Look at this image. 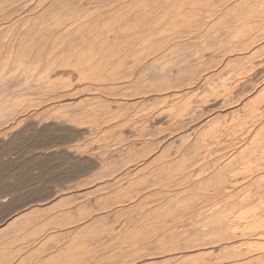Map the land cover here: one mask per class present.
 Here are the masks:
<instances>
[{"label":"bare ground","instance_id":"obj_1","mask_svg":"<svg viewBox=\"0 0 264 264\" xmlns=\"http://www.w3.org/2000/svg\"><path fill=\"white\" fill-rule=\"evenodd\" d=\"M187 211L188 260L264 264V0H0V264H87Z\"/></svg>","mask_w":264,"mask_h":264},{"label":"rangeland","instance_id":"obj_2","mask_svg":"<svg viewBox=\"0 0 264 264\" xmlns=\"http://www.w3.org/2000/svg\"><path fill=\"white\" fill-rule=\"evenodd\" d=\"M49 173H51V172H49ZM49 173H45L44 175L47 177ZM52 173H53V172H52ZM52 173H51V174H52ZM54 173H55V172H54ZM54 173H53V174H54ZM51 174H49V175H51ZM53 174H52V175H53ZM44 181H45V182H44ZM44 181H43V183H46V182L49 183L48 180H44ZM50 182H51V181H50ZM175 182H176V181H175ZM204 185H205V184H203V186H202L203 189H202V188L200 189L199 187H197V190H196V191H195L194 188H193V189H194L193 192H192V190H190V191H191L192 193H194V192L197 193V191L199 192V190H200V192H201V190H202V192H204V193H205V190H206V191L209 190L210 192H212V189H211V188H208V189H207V188L205 187V186H207V185H209V184H207V185H205V186H204ZM185 186H186V184H185ZM185 186H184V184H183V185H181V184L178 185V184L174 183V184H172V191L176 192V191H178L179 189L185 188ZM199 186H200V185H199ZM214 186H215V185H214ZM214 186H213V184H212V185H209L208 187H213V188H215ZM200 187H201V186H200ZM185 189H186V188H185ZM189 189H190V187H189V188L187 187V190H186L185 192L187 193V191H188ZM198 189H199V190H198ZM213 190H215V189H213ZM141 193H142V195H146V189H145V190H141ZM184 195H185V194H184ZM202 196H203V195H202ZM184 197H185V196H184ZM209 197H210V196H209ZM182 199H183V198H182ZM219 199H220V198H219ZM128 200H129V199H127V201H128ZM183 200H184V199H183ZM183 200L180 201L181 203L179 202L181 206H182V203L185 202V201H183ZM147 201H148V199H147ZM149 201H151V200H149ZM149 201H148V202H149ZM211 201H214V202H210L209 207H210L211 205L217 207V206H220V205L223 204V201H221V200L219 201V200L216 199V198H215L214 200H211ZM128 203H130V202H127V204H128ZM135 204H136V203H135ZM135 204L132 203L131 206H133V205H135ZM149 204H150V203H149ZM149 204H145L146 206L143 204L142 206H143V207H147V206H149ZM183 205H184V204H183ZM140 206H141V205H140ZM181 206H180V207H181ZM187 206H188V205H186V207H184V208L186 209ZM182 207H183V206H182ZM132 209H134V208H132ZM182 209H183V208H182ZM176 210H177V211L179 210V212H181L180 209L175 208V211H176ZM126 214H127V215H125V216H128V217H124V216H123V218H121V219L129 218V217H131V216H132L133 214H135V213H133V214L131 213V214H130L129 212H127ZM188 214H189V215H188ZM187 215H188V217L185 218V216H187ZM170 217H171V216H169V217L167 218L168 221L170 222V223H169L170 225L173 224L174 227H175V225H176V223H177V226H176V229H175V230H178V231H175V232L173 231V233H174L175 235L177 234V236L179 237L180 233L182 232V233H181V236H180L181 238H178V237H177L178 240H179L180 242H178V243H173L171 239H173V238H174V239H177V238H175V235L173 236V233H171V232L169 231V235L171 236V234H172V237H173V238L170 237V236L167 237V236H165L166 234H164V231L160 229V230H159L158 232H156V233H157V235H158V233H159L160 231H162L164 237L162 236V233H159V234H160L163 238H162L160 235L157 236L156 234H152V233H151V234H149L150 236L148 235V236L145 238V240H144L143 238H137V239H136V242H137V243L134 241L135 244H136V245H134V247H132V248L127 247V248H125L124 251H123L124 246L126 247V246H127V243H129L128 240H127V239H128V236H126V235L124 236L125 238H127V239H126L127 241L125 242L126 244L124 243V244H125V245H124V244H122V240L124 239V240H123V242H124V241H125V238H123V239L120 238V235H119V237H117V234L115 235L113 232H111V234H108V235H111V236L114 235V238H112L111 236H109V238H108V237H107L108 235L105 236V234H107V233H105V234H102V235H104V237L102 236V239L105 238V240H106V239L108 238V240H106V241L109 242V244H111V245L109 246V248H108L109 250L107 249V251H106V249H103V248H102V249H97V251H96V248H94L95 251L92 250V251H94V252H92V251H90V252H91V253H95V254L98 253V255H95V256H94V254H92L93 257H94V259L88 261L87 264H93L94 262H96L97 264H102V263L105 262V263L107 264L109 261H115L117 258H115V260H114V258H113L114 253H116V254H115V257H119V256L122 257V256H124V255H125V256H129V255L131 256V255H132L131 258H127V257H126V258H125L126 260H124V257H125V256L122 257V259L119 257V258H118L119 262H117L116 264H125V263H127V264H139V263H142V262H144L143 264H175V263H176V264H177V263H178V264H179V263L181 264L182 262H183V264H186V263H187L186 261L188 260V258H190V257L192 258V256H197V255H194V253H195V254H198V252L187 250L186 246H185L184 244L181 243V241H183L182 238L187 237V235H188L189 233L194 232L195 229H196V227H197V228H198V227L201 228L202 226H200V225H202V222H203L204 220H203L200 216H195V215L192 216L191 213L188 212V211H187L186 215L180 213V214H179V217H178V216L175 217V220H174V218H173V220L175 221L174 223H172L173 220H172V217H171V218H170ZM199 217L201 218V220H200ZM177 218H178V219H177ZM183 218H185V219H183ZM188 218H189V219H188ZM187 219H188V220H187ZM110 220H114V218H112V219H110ZM126 220H127V219H126ZM177 220H178V222H177ZM182 220H183V221H182ZM203 224H204V223H203ZM173 225H172V226H173ZM179 226H180V228H179ZM195 226H196V227H195ZM174 227H173V228H174ZM204 228L206 229L205 225H204V227H203V230H204ZM180 229H181V230H180ZM193 229H194V230H193ZM201 229H202V228H201ZM190 230H191V231H190ZM177 232H178V233H177ZM185 232H186V233H185ZM170 233H171V234H170ZM112 234H113V235H112ZM182 234H183L184 236H183ZM152 235H153V236H152ZM155 235H156V236H155ZM167 235H168V234H167ZM151 236H152V237H151ZM121 237H123V235H121ZM148 237H150L149 239L152 238V240H148V241H146V239H147ZM156 237L160 238L161 241H162V240L164 241V239H166L167 241L165 240L164 242L162 241L163 243H161V242H159L160 239L158 240ZM195 237H196V236H195ZM119 239H120V240H119ZM121 239H122V240H121ZM153 239H154V240H153ZM156 239H157V240H156ZM168 239H170V240H168ZM103 240H104V239H103ZM143 240H144V241H143ZM111 241L115 242V243H113V244H115V247H113V248H112V246H114V245L111 243ZM119 241H120L121 244L119 243ZM140 241H141L142 243H141ZM149 241L151 242V243H149L150 246L146 245V243L148 244ZM157 241H158V242H157ZM169 241H171V242H169ZM176 241H177V240H176ZM116 242H117L118 244H116ZM139 242H140V243H139ZM143 242H144V243H143ZM145 242H146V243H145ZM166 242H168V243H166ZM153 243H154V245H151V244H153ZM109 244H106V245L108 246ZM133 244H134V243H133ZM137 244H138V245H137ZM144 244H145V245H144ZM169 244H170V245H169ZM172 244H173V245H172ZM140 245H142V246L144 245L145 247L147 246L146 249H148V247H149V249H150L151 246H154V248H155L156 250H159V248H160V249L162 248V249H161V251H160V250H159V251H155V249L152 247V249H153L155 252H154L153 250H151V249H150V250H147V252H145L146 249H144V247H143L144 250L141 251V248H140L141 246H140ZM156 245H157L158 247H159V246H161V247L156 248V247H157ZM165 245H169V247H170L171 245H172L173 247H174V245H177V246H176V248H175V247L173 248V247L171 246V249H169V248L166 246L167 248H166V250L164 251L163 249H165V248H164ZM101 246H102V245H101ZM116 246H117V248L119 249L118 252H120V251L122 250L121 252H125V254L123 253V255H120L121 252L118 253V252L116 251V249H117ZM121 246H122V247H121ZM139 246H140V247H139ZM155 246H156V247H155ZM179 246H182L181 249H180ZM183 246H185L186 249H182ZM137 247H139V250H140L141 252H144V254L141 255V252L138 254V251H139V250H136V249H138ZM104 248H105V247H104ZM115 248H116V249H115ZM120 248H122V249L120 250ZM135 248H136V249H135ZM178 248H179V252H177V251H178V250H177ZM110 249H111L112 251H111ZM113 249H115V251H114ZM127 249H128V250H127ZM133 249H134V250H133ZM167 249H169L170 251H167ZM125 250H127V252H128L129 255L126 253ZM174 250H176V251H174ZM183 250H185V251H183ZM208 250H209V249H208ZM208 250H207V252H209ZM213 250H214V249H213ZM213 250L210 249V251H212V252H209V253H210V254H209L210 257L208 256V253H207V252H206L207 255H206L205 253H199L197 259L200 260V261H199V262L197 261V262H198V263H201V264H206V263H208V261L211 260L210 258H212V259L214 258L213 261L211 260L210 262H214L215 264H218L217 262L220 261V259L218 260V257H217V255H219V251H218V254H217V252H216V251H213ZM98 251H99V252H98ZM108 251H109V252H108ZM110 251H111V252H110ZM113 251H114V252H113ZM149 251H150V252H149ZM162 251H163V252H162ZM48 252H49V251L44 252L43 255H47ZM96 252H97V253H96ZM112 252H113V253H112ZM192 252H194V253H193L192 255H190ZM215 252H216V253H215ZM20 253L25 254V251H24V253H23V252H20ZM27 253L29 254V253H30V250H29ZM87 253H88V252H87ZM99 253H100L101 255H103V256L100 257V261H99V257L97 258V256H100ZM106 253H107V255H108L109 257L106 255ZM111 253H112V254H111ZM117 253H118L119 255H117ZM146 253H147V254H146ZM149 253H150V254H149ZM151 253H153V254L155 253L154 255H156V256H154V255L151 254ZM156 253H159V254L157 255ZM165 253H166V254H165ZM172 253H175L176 256H175V254H172ZM186 253H188L189 255L186 254ZM211 253H212V254H211ZM213 253H214V254H217V255H214ZM109 254H111V255H109ZM181 254H182V255H181ZM185 254L187 255V259H185V261H184V259L181 260L180 258H183V255H185ZM200 254H204V255H206V258H207V256H208L207 259H206V258L203 259V261H206V260H207L206 263L203 262V261L201 262V259L204 258L205 256H204V257H201ZM87 255H88V254H87ZM116 255H117V256H116ZM163 255H164L165 257H164ZM166 255H167V256H166ZM173 255H174V256H173ZM179 255H181L182 257L179 256ZM186 255H185V256H186ZM130 256H129V257H130ZM134 256H135V257H134ZM171 256H172V257H171ZM185 256H184V258H185ZM189 256H190V257H189ZM213 256H214V257H213ZM215 256H216L217 258H216ZM95 257H96V258H95ZM106 257H107L108 259H107ZM110 257H111V258H110ZM136 257H137V258H136ZM143 257H144V258H143ZM167 257H168V258H167ZM174 257H175V258H174ZM177 257H178V258L180 257V258H179L180 260H177V259H178ZM109 258H110V260H109ZM149 258H150V259H149ZM176 258H177V259H176ZM199 258H200V259H199ZM101 259L104 260V261H102ZM127 259H128V260H127ZM132 259H133V262L130 263V260H132ZM147 259H148V260H151L152 262H151V261H148ZM192 259H193V258H192ZM192 259H189V260H191V261L188 260V261H189L188 264L191 263V262H195V263H197L196 260L193 261ZM194 259H196V258H194ZM209 259H210V260H209ZM106 260H109V261H106ZM120 260H121V261H120ZM146 260H147V261H146ZM214 260H215L216 262H215ZM217 260H218V261H217ZM124 261H125V262H124ZM141 261H142V262H141ZM158 261H159V262H158ZM195 263H193V264H195ZM198 263H197V264H198ZM191 264H192V263H191Z\"/></svg>","mask_w":264,"mask_h":264}]
</instances>
